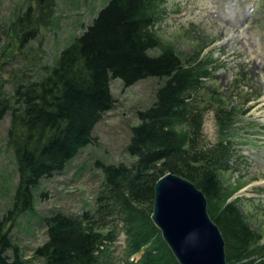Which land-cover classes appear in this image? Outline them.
<instances>
[{
    "label": "trees",
    "instance_id": "16d2710c",
    "mask_svg": "<svg viewBox=\"0 0 264 264\" xmlns=\"http://www.w3.org/2000/svg\"><path fill=\"white\" fill-rule=\"evenodd\" d=\"M33 1L9 26L22 44L35 38L55 12L56 0ZM166 1L107 0L55 62L44 65V73L16 71L12 91L0 89V121L10 115L7 142L18 171L11 204L0 218V264H33L12 226L35 208L41 180L63 172L84 146L96 141L94 128L115 103V77L127 86L144 78L161 79L153 101L137 110L139 121L131 126L126 150L134 159H97L103 177L94 205L81 213L55 209L42 215L47 239L33 256L42 264H112L123 232L128 263L180 264L152 219L155 183L175 172L206 194L209 213L226 241L228 263L264 264V229L252 227L239 205L242 196L233 197L239 186L225 185L223 176L237 166L230 131L236 106H227L215 89L210 98L217 104L221 136L205 142L204 105L196 92L208 86L210 57L204 45L184 57L173 43H164L156 25Z\"/></svg>",
    "mask_w": 264,
    "mask_h": 264
},
{
    "label": "rangeland",
    "instance_id": "374dc122",
    "mask_svg": "<svg viewBox=\"0 0 264 264\" xmlns=\"http://www.w3.org/2000/svg\"><path fill=\"white\" fill-rule=\"evenodd\" d=\"M30 1L0 0V89L8 92L12 91L13 73H44V65H52L107 2L56 0L51 22L40 26L38 35L22 44L9 26ZM163 7L156 30L164 43H173L184 57L204 45L210 57L208 86L196 92L204 105L205 142L213 143L221 136L217 104L213 105L210 98L216 95L215 89L222 93L227 106H236L238 114L230 131L236 141L238 152L233 161L237 166L223 173L225 185L239 186L242 211L253 228L264 229V0H167ZM160 82V78L149 77L127 86L121 78L111 79L115 103L97 122L96 141L84 146L63 172L41 180L35 208L20 215L12 226L15 240L33 264H42L33 251L47 239L41 216L55 209L81 213L94 205L103 177L97 159L133 161L126 150L131 126L139 121L137 110L153 101ZM247 107L249 110L242 113ZM9 125L7 114L0 121V218L11 204L18 180L15 153L7 142ZM11 223L7 220L6 226ZM124 239L121 232L111 255L112 264H131L124 254Z\"/></svg>",
    "mask_w": 264,
    "mask_h": 264
},
{
    "label": "water",
    "instance_id": "95a60500",
    "mask_svg": "<svg viewBox=\"0 0 264 264\" xmlns=\"http://www.w3.org/2000/svg\"><path fill=\"white\" fill-rule=\"evenodd\" d=\"M152 219L180 264H229L207 196L185 176L167 172L156 181Z\"/></svg>",
    "mask_w": 264,
    "mask_h": 264
}]
</instances>
